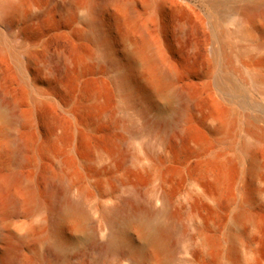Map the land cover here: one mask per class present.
<instances>
[{
  "label": "rangeland",
  "instance_id": "1",
  "mask_svg": "<svg viewBox=\"0 0 264 264\" xmlns=\"http://www.w3.org/2000/svg\"><path fill=\"white\" fill-rule=\"evenodd\" d=\"M9 1L0 0V97L16 105L0 109V264H51L50 224L43 220L54 214L52 182L72 186V199L86 194V215L62 224L59 264H264V18L252 21L238 11L264 9V0H227L237 7L231 16L226 0H21L23 7L6 16ZM90 6L108 45L106 61L86 25ZM122 72L143 104L127 105L116 85ZM177 92L195 100L179 133L139 134L176 115ZM213 102L234 115V143L208 131ZM14 112L31 118L14 121ZM247 141L255 149L253 170ZM200 143L210 148L206 160L239 156L221 183L198 165ZM68 154L75 158L66 163ZM31 185L42 197L40 208ZM131 196L155 210L165 196L187 248L182 242L173 255L154 251L142 220L127 229L122 257H102L96 246L110 231L104 212ZM239 212L249 220L234 225ZM16 218L33 221L23 240L11 234ZM205 239L218 243L215 251Z\"/></svg>",
  "mask_w": 264,
  "mask_h": 264
},
{
  "label": "bare ground",
  "instance_id": "2",
  "mask_svg": "<svg viewBox=\"0 0 264 264\" xmlns=\"http://www.w3.org/2000/svg\"><path fill=\"white\" fill-rule=\"evenodd\" d=\"M211 2L214 5L220 4L219 0H212ZM223 3L224 4L226 3L225 6L227 7L226 8L227 15L228 16L233 15L237 7L235 5L234 6L230 5L227 0L223 1ZM22 7H23V2L21 0H12L7 2L2 7V11L7 16L16 13ZM238 11H240V16L241 15L247 16L252 21H255L257 18H261V17L264 18V9H262L258 4H253L251 6L245 5L241 7L240 10ZM95 13H96V9L93 6H90L87 14L88 20L86 25L89 31V35L92 36L94 41L100 44L102 59L106 61V59L108 58V45L104 41L102 35L103 33L101 31ZM184 30L187 32L189 31V28L186 27L184 28ZM152 49L154 51H159V48L156 45H153ZM138 57L139 56L137 55H132L131 58L134 61V60H138ZM58 60L60 61L61 65L65 63V59L62 56H58ZM163 72L168 78H173V72L169 67H163ZM116 85L120 93H122L125 96L127 105L138 106L141 103V101L143 104L144 99L140 100L135 98L134 83L130 78L129 73L127 72L120 73L117 77ZM229 88L236 89L232 85ZM154 89H156V87H154ZM153 94L156 95L157 97V95L159 96L162 94V91L155 90ZM176 97L177 99H179L180 103L178 104L181 106V107L178 106L180 109L179 110L177 109L178 111L176 115L171 120L157 119L154 122L155 124L153 123L151 125H147L139 132V134L152 132L153 130L160 131L161 135L169 131H172L175 134L176 132L179 133V131L181 130V125L186 118L185 111L191 112L194 110L195 100L193 97L183 92H177ZM15 105H16L15 102L0 97V109L11 108L13 110ZM212 106L216 112V116L213 117L214 119L213 118L210 119V125L208 127V131L212 134L216 133L217 135H222L224 137L223 142L225 143H234L235 141L233 140V131L234 128H236V119L234 118V115L225 111L218 102H213ZM23 118L25 120H30L31 117L29 114H27ZM23 118L17 112L13 113L14 121H20ZM158 125H160L161 130L157 129V127H159ZM200 144L201 145L197 147L196 152L200 158H203V160L200 161L198 165L205 173L213 176V178H215V180L218 183H221V181L223 179H226L227 177L226 172H228L229 169L227 171L226 169L229 167V165L233 163L237 165L239 156L235 154L228 155L227 153H225V154H218L213 159L206 160V154L207 152H209L210 148L202 143ZM251 144H248L247 141L246 144L243 145V150L249 154L250 161L252 163V170H253L255 168V164H254L255 156L253 154L255 149ZM24 149H25V145L22 143L21 155ZM68 155H69L67 158L68 161H66V163L67 162L69 163V161L72 162L75 158L73 157V155L70 154ZM67 169H69L68 166ZM67 169L65 170L66 172L68 171ZM70 176L73 177L72 183L73 182L76 183L79 181V176L77 175V173L76 174L72 173ZM50 184L53 193L51 194V196H49L50 198L49 207L51 208L50 209L51 212H53L54 214L51 215V217L48 218L46 217L43 221L50 224L53 246L48 248L47 257L51 264H59L60 259L65 256V248L63 247V245L65 244L66 239L62 233V224L66 223L65 222L66 219L70 218L73 214H78L82 216L86 215L85 205H84L86 194L85 191H81L77 199H72L69 196L72 186L63 187L61 183L56 184L53 182ZM31 188L35 195L32 196L33 199L35 200V204L37 208H40L42 206V197L38 196V193L33 187V185H31ZM250 197L251 196H247L244 203H249L251 199ZM162 198H163L162 206L156 210L153 209L152 207L142 208V202L140 201L138 196H131L130 199L124 201L122 204L105 211L104 214L106 216L107 223L110 226V231L108 234L102 237V241L98 243L96 246L100 250L102 257L105 255L108 256L116 255L122 257L127 250L124 244V237L127 229L130 227V224L133 221H138V223H140L142 226V220L145 224L146 227L145 229L147 231V238H148L147 242L148 244H150L149 246L151 248L152 246L154 247V251L160 249L173 255L176 252L178 244L182 242H185V248H187L189 241H187L184 237L177 238L176 231L179 227L177 219L172 215V213H170L169 201L165 198V196H163ZM243 220L245 221L249 220V216L243 212L237 213L233 221L234 225H236L237 223ZM241 224H243V222H241ZM32 225H33V221L26 219L16 218L10 220L9 222L11 234L17 240H23L24 238H26L33 228ZM2 226L3 225L0 226V242L5 241L4 240L5 237L4 235H2L3 234L2 232L5 231V229L2 228ZM90 241H92V239ZM233 242H235V239H233ZM217 244L218 243L214 241L205 239L203 245L208 251L211 252L212 250L215 251V249L217 248ZM231 254L233 258L237 254L235 243H233Z\"/></svg>",
  "mask_w": 264,
  "mask_h": 264
}]
</instances>
